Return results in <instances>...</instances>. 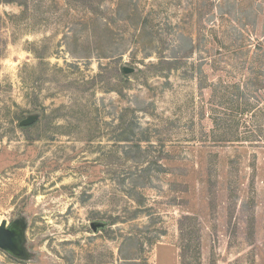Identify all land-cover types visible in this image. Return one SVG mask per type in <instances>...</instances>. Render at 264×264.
<instances>
[{
	"label": "rangeland",
	"instance_id": "rangeland-1",
	"mask_svg": "<svg viewBox=\"0 0 264 264\" xmlns=\"http://www.w3.org/2000/svg\"><path fill=\"white\" fill-rule=\"evenodd\" d=\"M3 222L0 264H264V0H0Z\"/></svg>",
	"mask_w": 264,
	"mask_h": 264
},
{
	"label": "trees",
	"instance_id": "trees-1",
	"mask_svg": "<svg viewBox=\"0 0 264 264\" xmlns=\"http://www.w3.org/2000/svg\"><path fill=\"white\" fill-rule=\"evenodd\" d=\"M86 57H88V56H86ZM184 58L185 57H183V56L182 57L176 56L173 59H169L166 56H162V57H160V60L157 63H151V65L156 68V70H157L156 72L158 74V73H161V72L164 71L165 64H170L173 61L176 62V63H178V62H180V59H184ZM171 60H173V61H171ZM221 136H223V135H221ZM221 140L224 141V139H221Z\"/></svg>",
	"mask_w": 264,
	"mask_h": 264
},
{
	"label": "water",
	"instance_id": "water-1",
	"mask_svg": "<svg viewBox=\"0 0 264 264\" xmlns=\"http://www.w3.org/2000/svg\"><path fill=\"white\" fill-rule=\"evenodd\" d=\"M125 71H126V72H129V71H132V69H130V68H128V67H125ZM34 120H35V115H33V116H32V115H29V116H27L25 119L21 120V121H20V124H21L22 126H26V125L31 124ZM5 227H6V222H3V223H2V226H1V228H0V240H1V238H2L3 230H4Z\"/></svg>",
	"mask_w": 264,
	"mask_h": 264
},
{
	"label": "flooded vegetation",
	"instance_id": "flooded-vegetation-1",
	"mask_svg": "<svg viewBox=\"0 0 264 264\" xmlns=\"http://www.w3.org/2000/svg\"><path fill=\"white\" fill-rule=\"evenodd\" d=\"M5 228H6V227H5ZM5 228H4V229H5ZM3 231H4V230H3ZM2 235H3V234H2Z\"/></svg>",
	"mask_w": 264,
	"mask_h": 264
}]
</instances>
